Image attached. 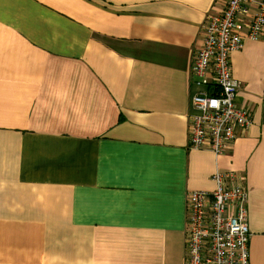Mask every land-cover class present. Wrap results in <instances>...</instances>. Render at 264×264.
I'll return each instance as SVG.
<instances>
[{
	"label": "crops",
	"instance_id": "obj_1",
	"mask_svg": "<svg viewBox=\"0 0 264 264\" xmlns=\"http://www.w3.org/2000/svg\"><path fill=\"white\" fill-rule=\"evenodd\" d=\"M225 1L0 0V264H183L186 197L228 169L264 264V32L231 57L251 126L188 147L191 54Z\"/></svg>",
	"mask_w": 264,
	"mask_h": 264
},
{
	"label": "built area",
	"instance_id": "obj_2",
	"mask_svg": "<svg viewBox=\"0 0 264 264\" xmlns=\"http://www.w3.org/2000/svg\"><path fill=\"white\" fill-rule=\"evenodd\" d=\"M206 15L199 46L191 54L188 147L224 155L252 115L237 103L240 83L233 77L231 57L246 41L264 32V0H227ZM242 175L215 171L210 192L192 191L185 200L183 264H249L248 195Z\"/></svg>",
	"mask_w": 264,
	"mask_h": 264
}]
</instances>
